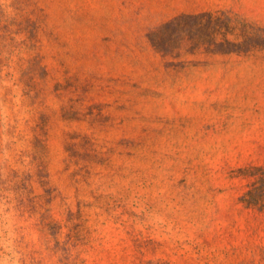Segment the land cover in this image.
I'll return each instance as SVG.
<instances>
[{
	"label": "rangeland",
	"instance_id": "374dc122",
	"mask_svg": "<svg viewBox=\"0 0 264 264\" xmlns=\"http://www.w3.org/2000/svg\"><path fill=\"white\" fill-rule=\"evenodd\" d=\"M261 173L264 0H0V264H264Z\"/></svg>",
	"mask_w": 264,
	"mask_h": 264
},
{
	"label": "trees",
	"instance_id": "16d2710c",
	"mask_svg": "<svg viewBox=\"0 0 264 264\" xmlns=\"http://www.w3.org/2000/svg\"><path fill=\"white\" fill-rule=\"evenodd\" d=\"M179 20H173L172 22L168 23L163 27L161 30L160 37L152 38V41L159 46V40L162 35H165L169 31V26L173 23H177ZM158 42V43H157ZM254 186L246 193L247 196V203L249 204H256V203H263L264 204V173H261L259 177L253 182Z\"/></svg>",
	"mask_w": 264,
	"mask_h": 264
}]
</instances>
